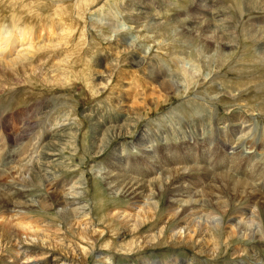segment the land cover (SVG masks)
I'll return each instance as SVG.
<instances>
[{
    "label": "bare ground",
    "instance_id": "bare-ground-1",
    "mask_svg": "<svg viewBox=\"0 0 264 264\" xmlns=\"http://www.w3.org/2000/svg\"><path fill=\"white\" fill-rule=\"evenodd\" d=\"M4 2H6V0ZM40 2L42 1L38 0L37 3H34L37 5L40 4ZM198 2V9L196 8L198 12L196 10H194V12L201 17L202 15L207 16V14H204L205 12H203V9L201 11L199 9V6L203 3L211 4L213 7L217 6V3H210V0H198ZM251 2L254 4V1ZM247 3L245 2V5ZM24 5L25 7L28 5V2H25V0ZM2 6H4V4ZM35 7L38 9L37 6H34V8ZM41 7L42 6H40V8ZM84 7L85 6H83V8ZM10 8H13V6ZM246 12L251 13V9L248 7L246 10L241 11L240 15ZM14 13L10 16L9 21L11 24L7 29L9 32L13 29V33H9L8 31L4 32V29L0 27V93L3 94V92L11 90L9 87L12 85L24 84V87L26 85L28 87L32 86L41 78L43 82L51 87H69L72 85L69 83L71 73L75 76V79L79 78V74H77L78 72L76 71L78 68V60H71L69 56L65 54L66 58L63 57V59L61 58L53 64L54 69L51 72L52 74L45 72L44 69L46 67L43 65L35 67L32 63V57H35L39 53L38 51L42 52V50L45 51L47 49L49 52L60 54L66 53L71 49L67 50V48H58L60 46H56L55 49H51V51L50 46L47 45L48 43L42 46L39 45V43L38 45H33V42H30V38L28 37L30 33L28 34L25 29L22 34L16 33L15 28L17 24L21 23V20L20 16L18 17ZM37 18L38 17H36V19ZM196 20L198 19H193V22L190 21V26H196ZM236 20L238 23L237 25H227L224 23L225 21L222 22L218 20L219 23L223 24L222 33L218 32V27L213 28L211 32L210 23L208 24L206 21L205 25L207 26H204L205 31H203L204 34L202 37L198 36L197 30L194 28L187 27L179 30L180 33L184 34L183 36L188 35L192 41L193 39L196 40V38L199 41V43H197L199 45L197 50L192 53L188 51L192 64H194H190L192 67L194 66L192 70L188 69L187 71L184 65L180 69L178 66L179 61L177 62L178 59H181L179 58L180 55L179 57L173 55L170 56L172 59L170 62L174 61V63H176L173 67L174 70H172L173 72L171 73H164L166 72L164 68L168 66L166 62L162 63L163 61L161 62L160 59H157L156 62L157 64L159 63L160 67L157 68L155 64H152V61L155 60L153 59L154 55L144 54L142 56L136 51H133L129 52L126 58L121 60V63H119L120 61L117 62V67L112 70V75L109 77L110 81L101 84V82L98 81L100 76L97 77L94 75H91V81L90 79L85 81L84 75L82 81L85 82V86L88 87L90 95L94 98H99L103 94L107 95L106 99L110 107L104 104L107 108L115 110V116L113 118L119 120L117 124H115L116 120L114 123H111L109 120L94 129L91 135V147L88 148V153L91 149L89 154L97 157L104 148L102 145H105L107 141L112 142L115 141L116 138L130 136L132 127L135 129L137 125H139V119L143 118L144 115L149 117L153 113V108L155 110L159 108L161 101L166 103L171 98H178L181 99L182 102H186V109L181 112L183 108L178 106L176 107L178 112L176 109L171 110L170 114H168V119L166 117L157 118L146 128L144 133L135 136L134 142L137 147L145 148V145L148 144L145 138L151 137V135L156 136L159 132V135L162 134L161 136L167 137L169 131L160 129V127L166 123L169 125L171 124L170 131L171 129L175 131V126L178 125L179 128H177V131L182 132L187 129L193 130V126H197L195 120L192 121V123L190 122L189 126V124L185 123L182 119H188L190 115H195L199 119L201 117L204 118V116L205 118L211 117L213 115L211 112H206L205 108L202 109V107L195 106V101L197 99L198 102L203 101V103H205L204 100L208 101L209 105L213 106L219 103L230 105H236L237 103L239 106L251 108V110L253 109L255 112L258 111L259 115L256 116L262 117L260 119L264 121V77L261 78L257 75V78H250L253 76L254 69L258 71L264 68V26H259L260 24H264V20L261 21L260 19H256V21H254L251 19L249 27L247 26L251 29L247 30H244L242 24H239L241 17ZM255 24L259 27H254L253 25ZM151 26L156 28L154 24ZM151 26H147L146 29H149ZM50 27L52 29V26ZM153 27H151V29H153ZM69 28L67 31L70 32L72 38L74 36L73 31L75 27L71 28L69 26ZM243 31H245L244 34ZM119 34L121 35V40H117L120 41L122 45H126L129 40L128 34L124 32H120ZM225 36L233 37L236 44L244 43L246 40L247 42L249 41L252 46V48L248 47L250 48L249 53H251V56L246 55L248 56L247 60L249 57L253 58L252 61L254 62L252 63L255 64L254 67H248V64H244L243 59H246L244 56L242 57L243 59L240 57L237 59L236 57L234 60L237 63L231 59L234 54L232 55L230 52H233L235 46H233V43L230 41H226ZM26 40H28L26 47L16 51L14 45L17 44V46H19V44H22ZM135 41L138 42V39L130 41V43H134ZM11 44H13V46ZM129 45L130 44H127L126 47L129 48ZM202 47H204L208 53L211 52V54L207 55L205 51H202ZM90 48L91 47L87 49V52L91 51ZM134 49L137 50V46H135ZM70 52L72 53V51ZM184 55H186V53ZM208 56L209 58H207ZM56 58H58V56H56ZM204 58L209 62V67L206 66L207 64L205 65L206 60L204 62ZM87 59L86 57V61ZM187 59L182 60L184 62ZM65 61H67L66 63H68V61L70 62V64H66L67 67L62 64ZM84 63H86L85 66H87V69L84 71L87 70L89 72L90 67L87 65L88 63ZM125 63L134 66V68L141 73L143 79L151 82L150 84H154V87H152L154 89L146 90L144 88L135 91L133 90L135 89L134 87L133 89L130 88L132 91H130V89L129 91H125V88H120L119 78L123 75L122 67ZM146 66L148 69L145 68ZM144 70L148 72L145 73ZM87 71L82 72L87 73ZM233 73L241 79L246 78V80H249L246 82L241 81V84L237 81L232 83V81H228L226 78L229 74ZM165 76L167 77L165 78ZM111 77H115L114 80L116 83L113 85L111 83ZM219 79L221 82H218L215 86L213 83L214 80L216 81ZM95 80H97L98 83H96ZM204 83L206 88L204 87V90H200L204 86ZM43 84L44 83H42V86ZM34 86L35 85H33V87ZM118 91L119 95L117 94ZM252 93H256L257 96H254ZM251 94L254 97L248 101L246 98ZM116 99H119V103L116 102ZM107 108L106 110H108ZM25 111L28 112L29 109H24L19 112L14 111L12 114L10 113V119L19 125V130L14 129L17 135L15 137L12 136L13 133L15 134V131H13L8 123L9 116H0V132L4 135L2 138L3 146L0 149V183L10 182V184L0 185V264H89L88 258L94 255L97 264H113L111 260L109 261L107 259L108 257L115 256L118 253V255L121 254L126 257H136L135 253L142 252L150 246L155 249H162L163 246H169L168 248L171 249L172 247L176 249L181 246L187 247V249H191L194 252V257L196 258L187 260L188 258L180 259L174 257L169 261L165 258L163 261L140 258L139 264H202V262H211V264H214L213 262L218 261L220 259L219 256L223 255V253L230 257L229 264H264V171L258 168L255 173L252 174L250 173L252 170H250L248 166H245V164L247 163L248 165L249 162L238 166L236 165L235 168V166L231 164V161L230 164L233 166V170L230 171V173L228 169L223 172L221 171L224 170L222 166L218 167L216 166L217 164H205L206 161H203V158L206 159L208 156L206 152H202L203 155L200 157L202 162L199 161V164H203L204 166H195L196 153L189 144L175 145V147H168L166 145L163 148L155 149L154 147L152 148L153 145L151 142L149 149H147V146V150L140 153L143 156H141V159L125 160L118 158L120 156L119 153L110 154L108 161L111 163L107 162L104 168V170L106 169L107 171L100 173L102 170H97L96 173H100V179L106 187V191L104 192L105 196H120L124 201L126 200V202L122 201L125 207L118 209L119 211L117 212L111 210V212L109 211L108 213L104 211L107 206L106 199L100 201L96 196L93 200L97 201V203L92 210L88 204L86 205L87 208L83 206L81 208L77 207L71 209L72 205H75L76 202L80 203L82 202L80 201L82 198H86V193L83 192V190L87 188L86 183H77V185H72L67 188L65 181L62 180L63 182H58L56 180L55 182L50 181L46 184V193L49 190L50 192L43 196L37 206H39L41 211L54 212L58 209L57 216L59 217L56 216L57 218H54L55 221L49 222L46 221V219L44 220V218L39 219L29 215L28 212L31 210L29 208L30 204L28 205L23 200L24 197L10 186L11 183L16 186L17 184H23L25 188L29 185L40 186L41 174H48L50 172L46 166L55 163L53 159L56 155L49 156L48 154H44L46 160L50 158V162H40V159H38L42 158V148H46L50 145L48 142L49 139L54 140L53 137L55 135L50 134H53V132L57 134L56 140L58 141V147H64V144L68 143L64 147L66 148L67 146L70 147V140L73 136L74 139H77V132L67 131L66 133H62L64 132V127H70L65 123L67 120L65 118L68 114L65 118L63 117L65 115H63L58 117L57 120L54 119L53 124H50L52 125L51 127L44 122L41 126L44 127L42 130L47 134L44 138L40 137V139L42 138L41 140L37 138L35 143H30L29 148H31V150L29 152L26 150V146L24 147V143H28L31 139L29 134H24V127L34 124V121L29 119L26 114L21 115V113ZM210 113L211 115H209ZM119 115H121L122 118L123 115L130 116L131 119L129 118V121L125 120L123 121L124 123H122V121L118 119ZM245 117V114H241L240 119L244 120L247 118ZM20 118L23 120L19 121ZM203 118H201V120ZM170 119H173L175 123L170 121ZM233 121L234 119H232L231 122ZM177 131L173 134L177 133ZM262 132H264V123L262 125ZM211 136L212 138L209 139L208 144H211L212 141L215 140L219 141V152H221L219 153L216 151V156H214L213 160H217L216 158H219L222 154L221 157L226 155V158H224L229 161L226 151L229 150L232 152L241 146H245L247 150L255 148L264 151V142L260 136L259 138L256 136V139L251 136L252 138L250 140H246L243 136H240L236 143L234 145L232 143L230 146L228 145V138L222 137L220 140L217 133ZM149 139L152 141L151 138ZM42 141H47L48 144L46 143L42 145L44 146L42 147ZM205 143L201 144L202 148L205 147ZM7 144L9 146L12 144L11 148ZM13 145L16 147L13 148ZM6 146L10 148L8 151L4 148ZM94 147H98V149L95 150L96 148L94 149ZM38 149H40V152H37ZM32 154H37V161L35 159L31 162L30 159H28ZM148 157H151V159ZM244 158L245 160L249 159L248 157ZM57 164L60 166L59 162ZM161 164L167 167H181L179 169H177V167L176 170L157 169L158 166L162 167ZM13 165H15V168ZM187 165L191 166L189 167ZM56 168L57 166L53 169L55 170ZM131 170L141 172L142 177H140V179L135 177L130 178L126 176L127 174H119ZM197 173L200 174L201 177H199ZM206 181L212 183L209 184ZM80 189H82V191H79ZM103 195L104 194L98 197L103 198ZM155 196H161V198L165 200V204L163 205L160 201L153 199ZM120 203L121 202L113 201V205H119ZM96 210L99 211L98 215L95 213L97 220L91 215L92 212H96ZM42 222L44 223L40 225ZM145 229L148 231L145 232ZM229 253L231 254L228 255ZM128 264L133 263L130 262Z\"/></svg>",
    "mask_w": 264,
    "mask_h": 264
},
{
    "label": "rangeland",
    "instance_id": "rangeland-1",
    "mask_svg": "<svg viewBox=\"0 0 264 264\" xmlns=\"http://www.w3.org/2000/svg\"><path fill=\"white\" fill-rule=\"evenodd\" d=\"M4 1L5 0H0V5L4 4V6H2V5L0 6V9H2V10H0V18H1L0 19V27L4 29V32L8 31L7 29L11 24L9 21L10 16H11V14H13L15 12L14 14L18 17L20 16V20H21V23L17 24V26L15 28L16 33L22 34L24 29H25V31L28 34L30 33L29 36L28 35L27 36L30 38L29 39L30 42L31 41L33 42V45L34 44L38 45V43H39V45L42 46V45H46L48 43L47 45L50 46V50L55 49L56 46H60L58 48H67V50L71 49L70 51H72V53L70 51H68L66 53H60V54L54 53V52L53 53L49 52L47 49L46 50L48 52L46 50L45 51L42 50V52L38 51L39 53L35 57H32V60L34 61L33 62L31 60L33 63V66L38 67V66L43 65L44 67H46L44 69V71L47 72L48 74H52L51 72L54 69L53 64L55 62L59 61L61 58L63 59V57L66 58L65 54H67L69 56V59H71V60L72 59L78 60V65H77L78 68L77 69L75 67L74 68L78 72L77 74H79V78L75 79L74 78L75 76L71 73L69 83H71L72 85H70L69 87H65V86L51 87L50 85H47L45 82H43V80L41 78V79H38V81L35 84H33V85H35L34 87H33V85L29 86V87L26 85L24 87V84L14 85V86L12 85L9 87V89H11V90L5 91V92H3V94L0 93V116L1 115H4L5 117L9 116V118L7 117L9 120L8 123H9V126H11V128L13 129V131L19 130V125L10 119L11 118L10 115L12 114V112H14V111L19 112V111L24 110V109H29L28 112L25 111L24 113H21V115L26 114L29 119L34 121V124H30L29 126L26 125L24 127V130H25L24 134H29L30 139H31V141H28V143L27 142L24 143V147L26 146V150H28L29 152L31 150V148H29L30 143H35L37 138L40 139V137L44 138L46 136L47 133L45 134V131L42 130L44 127L41 126L42 123H44V122H46V124L50 125V124H53L54 119L57 120L58 117H61L63 115H65V116H63L65 118L68 114V116L65 118V119H67L65 123L68 124V126H70V127H64L65 129H64V132H62V133H66L67 131L68 132H77V139H74V136H73V138H71V140H70V142H71L70 147L67 146L66 148H64V147L68 143L64 144V147L63 146L62 147L57 146V144H58V141L56 140L57 134L55 132H53V134H50V135H55L53 137L54 140L49 139L48 142L50 143V145L47 146L46 148H42L43 149V150H41V152H43L42 156H41L42 158L36 157L37 154H32V156L28 157V159H30L31 162L34 161L35 159H36V161L38 159H40V162L41 161L50 162L51 161L50 158L48 160H46L45 159L46 157H44V154L45 155L48 154L49 156H55L56 155L55 158L53 159L55 163H53V164L51 163L53 166L52 165L46 166V167H48V169L50 170L51 173L49 172L48 174H44V173L41 174L40 186H38V185L30 186L29 185L28 187L26 186V188H25V186L23 184H17V186H16V185H12V183H11L10 186H12V188H14V190L18 191L24 197L23 200L28 205L30 204L29 208L31 210L28 212L29 215H31L35 218H39V219L44 218V220L46 219V221H49V222L55 221L54 218L58 215V209H56L54 212L43 211V210L41 211V209L37 205H38L39 201L42 200L43 196H45V194H48V192H50V190H49L46 193V190H45L46 184H48V182H50V181L55 182L56 180L58 182L62 181V180L65 181L67 188L71 187L72 185H77V183H83V184H84V182L86 183L87 188L85 187L86 189L83 190V192L86 193V198H82L80 200L82 202H80V203L76 202L75 205H72L71 209L77 208V207L81 208V207L86 206L88 204V206L92 210L96 206V203H97V201H94L93 199H95L97 197L98 200H100V201L106 199L105 201H106L107 206H106L104 211H106L108 213H109V211L111 212V210L113 212L119 211L118 209L125 207L124 202H126V200L124 201V199L120 196L119 197L118 196L117 197H110L109 195L105 196L104 192L106 191V187L103 185V182L100 179V173L107 171L106 169L104 170V168H105V164L107 162H109L108 157L110 156V154L119 153L120 156L118 158L125 159V160L126 159L127 160H129V159L130 160L131 159H141L143 156L140 153H143L144 150L149 149L151 142L153 145L152 148L154 147L155 149L163 148L166 145L168 147H172V146L175 147V145H183V144L191 145V147H193V151L196 153V159H195L196 164H195V166H201V167L204 166L203 164L200 165L199 161L202 162L200 157L203 155V153L206 152V153H208V156L206 157V159L203 158V161H206L205 164H208V165L217 164L216 166H218V167L222 166V167H224V170H221L223 172L227 171V169H228V172L230 173V171L233 170V168H232L233 166H235V168H236V165L238 166V165L244 164L246 162H249V164L247 165V163H246L245 166H248V168H250V170H252V171H250V173L254 174L258 168H261V170L264 171V151H262L260 149L257 150L255 148H253V149L247 150L245 148V146H241L238 148L240 151L238 149H236L235 151H232V152L229 150L226 151V153H228L227 158H229L228 159L229 161H227L225 159L226 155H224L225 158L221 157L222 154L219 158H216L217 160H213L214 156H216V151L217 152L220 151L219 145H218L219 141H216L214 139L215 141H212L211 144H208L209 139L212 138L211 135H214L215 133H217L220 140L222 139V137L228 138L229 139V141H228L229 146L232 143L234 145L240 136H243V138L246 140H250L252 137H254V139H256V136H257V138H259V136H260V138H262L263 142H264V132H262V125H263L264 121H262V119H260L262 117L256 116V115H259V112L258 111L255 112L253 109L251 110V108L239 106L237 103H236V105L235 104L230 105V104H220L219 103V104H216L213 106V105H209L208 101H205V100H204L205 103H203V101L198 102V99L195 101L196 102L195 106L202 107V109L205 108L206 112L209 111L213 115L211 117H207V118H205V116H204V118L201 117V118H203L202 120H201V118L199 119L195 115L194 116L190 115L188 119H182L185 123H188L189 126H190V122L192 123V121L195 120L197 122V126L196 127L193 126V130L187 129V130H183L182 132H178L177 128H179V126L176 125L175 131H177V133L173 134L175 131H172V129L170 131V125L171 124L169 125L166 123L163 125L164 127L162 126V127H160V129L169 131V133H168L169 137L168 136L167 137L161 136L162 134L159 135L160 134V132H159L156 134V136L151 135V137L149 136V137L145 138V139H147V143H148L146 145V147L148 146L147 149H146V147L145 148H139L136 146V144L134 142L135 136H137L141 133H144L146 128L149 125H151L157 118L159 119V117H166L168 119L169 118L168 114H170L171 110L176 109V111H177L176 107H178V106L183 108L181 112H183V110L186 109V107H187L186 102H184V101L182 102V100L178 99V98H174V99L171 98L166 103L164 101H161L159 108H158L159 110L158 109L155 110L153 108V113L149 117H146L144 115L143 118L139 119L138 120L139 125H137V127L135 129L132 127V129H131L132 132H131L130 136H124L121 138H116L115 141H112V142L107 141V143H105V145L104 144L102 145V146H104V148L102 149L99 156H97V157L91 156L89 154L91 152V149L88 153V148L91 147L90 139H91V135L94 132V129L97 126H99L100 124L106 123L109 120L111 121V123H114L116 120L115 118H113L115 116V110L113 108H112L113 110H111V109L106 107L105 104H107L110 107V104L108 103V101L106 99L107 95H104L102 93L103 95L100 96L99 98L92 97L89 93L88 87L85 86V84H84L85 82L82 81L84 75H85V77H84L85 81H88V79H90V81H91L92 80L91 75H94L97 77L100 76V79H98V81H100L101 84H103L106 81H110L109 77H110V75H112V70L115 67H117V62L120 61L119 63H121L122 62L121 60L125 59L129 52H133V51H136L138 54H140L142 56L144 54L154 55V57L151 56V57H153V59H155L152 61V64H155V67H157V68L159 67V63L157 64V62H156L157 59H160L161 62L163 61L162 63L166 62V64L168 66H166V68H164V70L166 71L164 73L173 72L172 71V70H174L173 67L176 64V63H174V61L170 62V60H172L170 56H173V55H175L177 57H179V55H180L179 58H181V59L177 60V62L179 61L178 66L180 67V69L184 65L185 66L184 68L187 69V71H188V69L192 70L194 66L192 67L190 65V64H192V60H191V57L189 56L188 51H191V53H192L195 50H197V48L199 47V45L197 43H199V41L196 37H195L196 40L193 39V41H192L190 39V37H188V35L183 36L184 34L180 33L179 30H181L182 28H187V27L188 28H194L197 30L198 36L202 37V35L204 34L203 31H205L204 26H207V25H205V22L207 21L208 24L210 23L209 25H210V31L211 32H212L213 28L218 27V29H219L218 32L222 33L223 32L222 31V25L223 24L219 23L218 20L222 21V22L225 21L224 23L227 25L228 24L237 25L238 23H237L236 19L237 18L239 19L240 17H241V20H240L239 24H242V28L244 30L245 29L246 30L251 29V28H248L251 19L254 21H256V19L257 20L260 19L261 21L264 20V0H210V3H212V2H215V4L217 3V6H215V7H213L211 4H206V3L202 2L203 3L201 5L202 7L199 6V9H200V11L203 9V12H205L204 14H207V16L202 15V17L200 15H197V13L194 12V10H196L198 12V10H197L198 5H199L198 0H89V1L88 0H54V1L53 0H39V1H42V2H40L41 5L40 4L36 5L34 3V2L37 3L38 0H25V2H28L27 7H25V5H24V0H16V1L15 0H8V2H7V0H6V2H4ZM251 1H254V4ZM16 2H17V4H16ZM87 2H88V4H87ZM245 2L246 3L248 2V3L245 5ZM42 4L43 5L45 4V5L43 6ZM83 4H85V5H83ZM33 5L37 6L38 9H36V7L34 8ZM218 5H220V6H218ZM12 6H13L14 10H13V8H10ZM40 6H42V7L40 8ZM83 6H85V7L83 8ZM248 7L251 9V13L246 12V13H243L242 15H240L241 11L246 10ZM15 10H17V11H15ZM32 14H34V15H32ZM89 14H92V15H89ZM36 17H38V18L36 19ZM193 17H195V18H193ZM31 18H32V20H31ZM190 19H192V20H190ZM193 19H198L195 21L196 26H190L191 25L190 21L193 22ZM107 20H109V21H107ZM70 21H72V22H70ZM30 22H32V23H30ZM152 23L154 25H156V28L151 26V25H153ZM149 25L151 27H153V29H151V27L149 29H146L147 26H149ZM50 26H52V29ZM69 26L71 28L75 27V30L73 29L74 30L73 31L74 36L72 35L73 36L72 38L70 36L71 35L70 32L67 31L70 29ZM141 26H142V28H141ZM253 26L259 27V26H264V24H260L259 26H257V24H255ZM76 27H77V29H76ZM82 27L84 30L82 29ZM99 28H100V30H99ZM76 30H80V31H76ZM13 31L14 30L11 29L12 33H13ZM11 32H9V33H11ZM120 32H124V33L128 34L129 40L126 39V40H128L127 41L128 43L127 42L126 43L130 44L129 45L130 49L126 47L127 44L122 45V43H120V41H118V40H121L120 39L121 35L119 34ZM211 32H210V34H211ZM244 33H245V31H243V34ZM63 34L66 35L67 37L64 36ZM51 37H53V38H51ZM68 37H69V39H68ZM148 38H150V39H148ZM61 39H63V40H61ZM135 39H138V42L135 41L134 43H130V41H133ZM225 39H226V41L228 40L231 43H233V46L236 47V48L235 47L233 48L234 49L233 52H230V54H232V55L234 54L233 56L231 55L232 60L236 59V57H237V59H239L238 57L242 58L244 56V58L246 57V59L242 58L244 61V64H248V67L249 66L254 67L255 64L252 63V62H254V61H252L253 58L249 57L250 60L249 59L247 60L248 56H251V53H249L250 48H248V47L252 48L249 41L247 42V40H246V42L244 41V43L241 41L242 43L236 44L233 37L231 38L230 36H225ZM67 41H68V43H67ZM27 43H28V40H26L22 44H19V46H21V47L17 46V44H15L14 47H15L16 51H18L22 48H25ZM66 43H67V45H66ZM78 43H80L81 45ZM11 45L13 46V44H11ZM70 45H72V46H70ZM76 45H80V46H76ZM67 46H69V47H67ZM135 46H137V48H138L137 50L134 49ZM144 46L146 47L147 50L145 49ZM89 47H91L90 48L91 51L87 52V49H89ZM202 51H205L207 53V55L211 54V52L208 53V51L205 50L204 47H202ZM185 53H186V55H184ZM187 53H188V55H187ZM56 56H58V58H56ZM86 57L88 58L87 61H86ZM44 58H46V59H44ZM91 58H93V59H91ZM205 58L203 61L205 62V60H206L205 65L207 64L206 66L209 67L210 66L208 64L209 62ZM207 58H209V56ZM182 59H187V60H185L183 62ZM180 60H181V62H180ZM66 62L67 61L63 62L62 64L65 66H66V64H70L69 61H68V63H66ZM84 62H87L88 63L87 65L90 67L89 72L86 70L87 73H83V72H86L84 70L87 69V66H85L86 63H84ZM123 65H124L122 67L123 75H122V77L120 76V78H119L120 88H122V89L125 88L124 89L125 91H129L130 88L133 89L134 87H135V89H133V90H135V91H137V90L139 91L140 89H144V88L146 90L154 89V88H152V87H154V84H150L151 82H148V80L146 81L145 79H143L141 76V73L138 72V70L136 68H134V66L130 65L129 63L128 64L125 63ZM192 65H194V64H192ZM145 68L148 69L147 66ZM256 69H258V68H256ZM147 72L148 71H145V73H147ZM253 72H254L252 74L253 76L251 75L252 77H250V78H257L258 76H260L261 78L264 77L263 76L264 68L259 69L258 71L254 69ZM59 74H60V72H59ZM166 77L167 76H165V78ZM111 79L113 80V82L111 80L112 85L115 84L116 83V81L114 80L115 77L114 78L111 77ZM226 79H228V81H232V83L237 81L240 84H241V81L246 82L249 80V79L246 80V78L241 79L240 77L235 75V73L229 74ZM98 81L95 80L96 83H98ZM216 81L214 80V82H213L215 86L217 85L218 82H221L220 79L216 80ZM30 82H32V81H30ZM41 82L44 83L43 86H42ZM206 85H207V83H206ZM204 87H205V83H204V86L200 90H202V89L204 90ZM131 89H130V91H132ZM210 90H209V92H210ZM85 92H86V94H85ZM117 94L119 95V91L117 92ZM252 94H254V96H257L256 93H252ZM192 95H194V94H192ZM251 95L248 96L250 98H248V97L246 98V99H248V101L252 97H254L253 95L252 96ZM192 97H191V99H192ZM6 98H7V100H6ZM116 102L119 103V99H116ZM106 108L108 110H106ZM96 111H97V113H96ZM188 113L192 114L191 112H188ZM211 113L209 115H211ZM58 114H60V115H58ZM241 114H245L247 118L245 117L246 119H244V120L240 119ZM121 115H119L118 119H120L122 121V123H124L123 121H125V120L129 121V118L131 119L130 116L128 117V116L123 115V118H122ZM165 115H167V116H165ZM230 115H232V116H230ZM233 115H235V116H233ZM236 118H237V120H236ZM232 119H234L233 122H231ZM21 120H23V119L20 118L19 121H21ZM170 121H173V123H175V121L173 119H170ZM117 122H119V120H116L115 124H117ZM198 123H200V124H198ZM51 126L52 125H50V127ZM109 126H110V124H109ZM163 135H165V134H163ZM12 136H14V137L17 136L16 131H15V134L14 133L12 134ZM3 137H4V135L0 132V149L3 146L2 145V140H3L2 138ZM149 138H151L152 141H150ZM148 139H149V142H148ZM182 141H184V142H182ZM205 141H206V143H205ZM42 142L43 143L41 144V146L45 145L46 143L48 144L47 141H42ZM203 143H205L204 148L201 147V144H203ZM92 145H95V144H92ZM8 146L4 147L6 151H8L11 148L12 144L9 146L10 148ZM15 147L13 145V148H15ZM42 147H44V146H42ZM98 147H100V146H98ZM98 147H94V149L96 148L95 150H97ZM39 150L40 149H38L37 152H40ZM203 150H205V151H203ZM44 151L47 153H45ZM161 151H162V149H161ZM241 151H242V153H241ZM50 153H51V155H50ZM219 153H221V152H219ZM27 154H28V152H27ZM244 157H248L249 159L245 160ZM155 158H156V156H155ZM41 159H43V160H41ZM207 159H208V161H207ZM210 159H212L213 161ZM231 161H232V163H231ZM58 162L60 163L59 164L60 166H58V164H57ZM109 163H111V162H109ZM55 165L57 166V168H56L57 170L53 169L54 167H56ZM161 165H162V167L158 166L157 169H172V170L175 169L176 170L177 167H178L177 169H179L181 167V166L167 167L165 165L163 166V164H161ZM187 166L190 167L191 165H187ZM13 167L15 168V165H13ZM240 168H241V166H240ZM97 170L98 171L102 170V171H100V173L97 174L96 173ZM119 174L120 175H124V174L126 175L127 174L126 176L130 177V178L135 177V178L140 179V177H142L141 172H137L135 170L127 171L126 173L121 172ZM219 174H221V173H219ZM222 174H224V173H222ZM197 175L199 177H201L200 174L197 173ZM155 178H157V177H155ZM210 178H211V176H210ZM206 182H208L209 184L212 183L210 181H206ZM19 183H22V182H19ZM3 184H10V182L7 181V183H4V182L0 183V185H3ZM4 186H8V185H4ZM79 191H82V189H80ZM102 194H104L103 198L98 197ZM153 199L160 201L161 204H163V205L165 204V200L163 198H161V196H157V197L155 196ZM113 201L121 202V203L119 205L118 204L113 205ZM122 201H124V202H122ZM86 208H87V206H86ZM77 210H79V209H77ZM77 212H80V211H77ZM95 213L98 215L99 211L96 210V212H92V214H91V215H93L94 219L97 220ZM57 217H59V216H57ZM43 223L44 222L40 223V225H42ZM148 227H147V229H148ZM146 231H148V230L145 229V232ZM151 247L152 246L148 247L146 250H144L142 252L135 253L136 257H134V256L132 258H131V256L126 257V256H123L121 254L118 255L119 254L118 253L115 256L108 257L107 259L109 261L111 260V263H113V264H128L130 262L133 264H139L140 258H147V259L150 258V259H154L153 261H163L164 258L167 259V261H169V260H171V258L173 259L174 257L180 258V259H187L188 258L187 260H190L192 258H196V257H194V252L191 249H187V247L181 246V247H178L177 249L172 247L173 250L171 248H168L169 246L168 247L163 246L162 249H155V248H153V247L151 248ZM163 250L165 251V253ZM188 250L189 251L191 250V251L189 252ZM182 253H185V254H182ZM230 254L231 253H229L228 255H230ZM189 256H190V258H189ZM219 257H220V259L216 262H213L214 264H229V262H230L229 256H226V254L224 255V253H223V255H221ZM95 259H96L95 255L90 256L88 258L89 264H97V261ZM206 263L211 264V262H202V264H206Z\"/></svg>",
    "mask_w": 264,
    "mask_h": 264
},
{
    "label": "clouds",
    "instance_id": "clouds-1",
    "mask_svg": "<svg viewBox=\"0 0 264 264\" xmlns=\"http://www.w3.org/2000/svg\"><path fill=\"white\" fill-rule=\"evenodd\" d=\"M145 147H146V145H145ZM149 159H151V157H148ZM129 163H130V161H129Z\"/></svg>",
    "mask_w": 264,
    "mask_h": 264
}]
</instances>
